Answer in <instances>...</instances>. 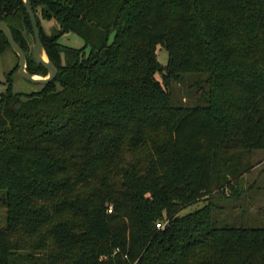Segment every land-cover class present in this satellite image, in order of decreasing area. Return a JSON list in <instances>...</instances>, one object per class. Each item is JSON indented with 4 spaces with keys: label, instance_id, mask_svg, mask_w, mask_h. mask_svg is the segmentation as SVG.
<instances>
[{
    "label": "trees",
    "instance_id": "obj_1",
    "mask_svg": "<svg viewBox=\"0 0 264 264\" xmlns=\"http://www.w3.org/2000/svg\"><path fill=\"white\" fill-rule=\"evenodd\" d=\"M29 1L56 77L15 94L12 71L0 93V264H264V228L178 215L239 197L264 151V0ZM0 23L45 77L23 0ZM7 51L18 70L0 32ZM196 77L197 103L174 104Z\"/></svg>",
    "mask_w": 264,
    "mask_h": 264
},
{
    "label": "rangeland",
    "instance_id": "obj_2",
    "mask_svg": "<svg viewBox=\"0 0 264 264\" xmlns=\"http://www.w3.org/2000/svg\"><path fill=\"white\" fill-rule=\"evenodd\" d=\"M60 42L66 46L81 47V39L69 34L61 38ZM156 58L161 66L167 62V52L157 47ZM17 59L10 52L0 56V93L5 90L6 76L13 71L12 92L15 94H29L39 90L40 86L24 79L16 70ZM155 78L161 81L160 75ZM195 79H188L185 84L172 87V101L177 105H194L201 97V90L197 91ZM248 170L241 181V193L237 198L227 195L214 194L202 197L194 204L182 209L178 215L183 216L195 212L204 206L211 210L216 227L245 225L252 228H264V151H254L249 155ZM4 208L0 204V227L4 225ZM164 224V222H163Z\"/></svg>",
    "mask_w": 264,
    "mask_h": 264
},
{
    "label": "water",
    "instance_id": "obj_3",
    "mask_svg": "<svg viewBox=\"0 0 264 264\" xmlns=\"http://www.w3.org/2000/svg\"><path fill=\"white\" fill-rule=\"evenodd\" d=\"M24 7L26 10V13L29 18V22L31 25L32 29V34H33V45H32V54L34 59L38 64L43 65L46 70H47V75L45 77H40L35 78L36 75H30L25 71L26 67V60L23 51L16 45V43L13 40L12 34L8 27L0 23V32L5 36L6 41L10 47V49L15 53V55L18 58V73L27 81L35 84H48L51 81H53L56 77V69L55 67L49 62L48 58L46 57V60L42 58V54H45L42 44L40 41V34H39V29L37 27V22L35 19V16L33 14L31 4L29 0H23ZM46 56V55H45Z\"/></svg>",
    "mask_w": 264,
    "mask_h": 264
},
{
    "label": "built area",
    "instance_id": "obj_4",
    "mask_svg": "<svg viewBox=\"0 0 264 264\" xmlns=\"http://www.w3.org/2000/svg\"><path fill=\"white\" fill-rule=\"evenodd\" d=\"M108 212H110V210ZM155 226H156L157 229L162 228V225H160V223H157Z\"/></svg>",
    "mask_w": 264,
    "mask_h": 264
},
{
    "label": "bare ground",
    "instance_id": "obj_5",
    "mask_svg": "<svg viewBox=\"0 0 264 264\" xmlns=\"http://www.w3.org/2000/svg\"><path fill=\"white\" fill-rule=\"evenodd\" d=\"M42 58H43L44 60H46V56H45V54H42ZM35 78H38V76H35Z\"/></svg>",
    "mask_w": 264,
    "mask_h": 264
}]
</instances>
